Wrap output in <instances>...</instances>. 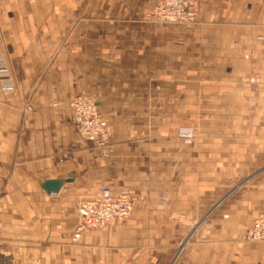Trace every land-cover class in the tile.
<instances>
[{
    "label": "crops",
    "instance_id": "1",
    "mask_svg": "<svg viewBox=\"0 0 264 264\" xmlns=\"http://www.w3.org/2000/svg\"><path fill=\"white\" fill-rule=\"evenodd\" d=\"M157 2L0 0V264H171L210 212L177 264L262 260L246 235L264 172L230 188L264 165V0H199L192 24L149 20ZM82 93L111 127L102 145L75 125ZM105 187L138 197L132 215L75 243L78 202Z\"/></svg>",
    "mask_w": 264,
    "mask_h": 264
},
{
    "label": "built area",
    "instance_id": "2",
    "mask_svg": "<svg viewBox=\"0 0 264 264\" xmlns=\"http://www.w3.org/2000/svg\"><path fill=\"white\" fill-rule=\"evenodd\" d=\"M60 3L63 0H52ZM199 0H158L148 13L149 20L163 24H192L199 19ZM0 81L3 92L14 91L9 71L5 61L0 57ZM75 125L80 136L87 142L104 144L111 137V127L98 108L97 99L89 94H79L70 102ZM32 110L31 106L27 107ZM178 136L188 145L198 141L191 127H182ZM55 196V195H52ZM138 197L130 193L115 195L108 187L89 199H81L77 204V226L73 233V241L79 242L82 237L94 230L103 229L113 220H121L132 215ZM246 239L250 242H264V209L249 228ZM257 264H264L262 260Z\"/></svg>",
    "mask_w": 264,
    "mask_h": 264
},
{
    "label": "rangeland",
    "instance_id": "3",
    "mask_svg": "<svg viewBox=\"0 0 264 264\" xmlns=\"http://www.w3.org/2000/svg\"><path fill=\"white\" fill-rule=\"evenodd\" d=\"M192 128V127H191ZM195 144V143H194ZM264 172V165H259L257 167L251 168L247 174L244 176H236L234 180H232L231 188L233 193H239L243 190H255L259 189V185L261 182V175ZM212 212L208 213L203 217V219L198 220L191 224L183 235L182 242L178 245L176 251L174 252L173 260L171 264H177L180 257L183 255L185 249L190 245L191 242L195 239L197 232L200 230L202 225L207 221V219L211 216Z\"/></svg>",
    "mask_w": 264,
    "mask_h": 264
},
{
    "label": "water",
    "instance_id": "4",
    "mask_svg": "<svg viewBox=\"0 0 264 264\" xmlns=\"http://www.w3.org/2000/svg\"><path fill=\"white\" fill-rule=\"evenodd\" d=\"M62 187L61 181H47L44 184V189L49 195H56Z\"/></svg>",
    "mask_w": 264,
    "mask_h": 264
}]
</instances>
